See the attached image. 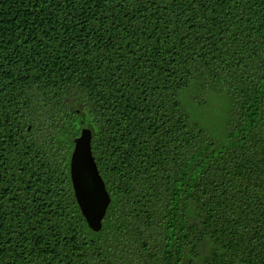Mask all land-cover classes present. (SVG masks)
I'll use <instances>...</instances> for the list:
<instances>
[{
	"label": "trees",
	"instance_id": "1",
	"mask_svg": "<svg viewBox=\"0 0 264 264\" xmlns=\"http://www.w3.org/2000/svg\"><path fill=\"white\" fill-rule=\"evenodd\" d=\"M186 90L229 98L224 139ZM83 127L97 233L69 175ZM0 264H264V0H0Z\"/></svg>",
	"mask_w": 264,
	"mask_h": 264
},
{
	"label": "water",
	"instance_id": "2",
	"mask_svg": "<svg viewBox=\"0 0 264 264\" xmlns=\"http://www.w3.org/2000/svg\"><path fill=\"white\" fill-rule=\"evenodd\" d=\"M92 131L81 128L73 140L69 175L75 202L87 227L94 233L102 229L103 219L111 203L91 150Z\"/></svg>",
	"mask_w": 264,
	"mask_h": 264
},
{
	"label": "rangeland",
	"instance_id": "3",
	"mask_svg": "<svg viewBox=\"0 0 264 264\" xmlns=\"http://www.w3.org/2000/svg\"><path fill=\"white\" fill-rule=\"evenodd\" d=\"M194 90L179 93V100L189 118L197 122L206 133L216 142L224 139L226 122L229 115V98L224 95L207 94L204 96L207 103L203 106L193 101ZM199 95V94H198Z\"/></svg>",
	"mask_w": 264,
	"mask_h": 264
}]
</instances>
